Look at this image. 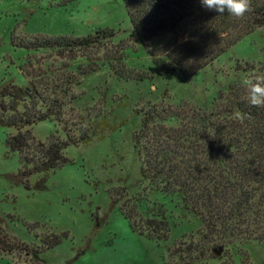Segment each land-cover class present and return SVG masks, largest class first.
<instances>
[{
    "label": "rangeland",
    "instance_id": "obj_1",
    "mask_svg": "<svg viewBox=\"0 0 264 264\" xmlns=\"http://www.w3.org/2000/svg\"><path fill=\"white\" fill-rule=\"evenodd\" d=\"M100 29L111 30L115 36L89 51L69 55L27 52L12 42L17 45L35 36L80 38ZM173 40L171 34L144 40L134 33L122 0H0V86L5 82L23 86L20 66L28 58L35 69L44 71L60 72L68 65H86L87 60L99 65L98 71L74 87L77 99L68 116L75 126L90 128L92 141L66 148L69 162L47 176L45 190H27L10 181L9 176L20 169L17 156L6 147L8 135L15 131L0 127V239L6 235L10 243L42 249L41 238L67 234L59 245L38 255L27 256L8 247L10 243H1L0 264H173L169 249L202 230L199 218L187 212L176 196L149 190L142 180L134 147L142 116L136 112L162 99L173 106L184 102L210 110L219 92L227 93L230 85L245 79L244 73L236 71V62L264 64V26L188 82L158 73L165 59L153 54L161 53ZM121 53V61L111 59ZM118 63L143 75L144 80L116 78L109 65ZM31 132L42 142L51 136L65 137L61 127L50 120L37 123ZM40 178L29 177V186ZM111 193L118 201L115 205ZM127 200L143 219L156 216L162 208L169 227L166 241L155 243L130 229L120 212ZM231 259L234 264L244 259L249 264H264V243L235 245Z\"/></svg>",
    "mask_w": 264,
    "mask_h": 264
},
{
    "label": "trees",
    "instance_id": "obj_2",
    "mask_svg": "<svg viewBox=\"0 0 264 264\" xmlns=\"http://www.w3.org/2000/svg\"><path fill=\"white\" fill-rule=\"evenodd\" d=\"M122 2L132 31L144 40L165 34L174 36L165 51L153 56L165 59L160 76H178L183 82L190 81L244 37L264 26V0H252L251 10L241 19L209 10L201 0ZM114 36L113 31L100 29L80 38L35 36L23 38L17 45L12 42L27 52H54L61 56L89 51ZM111 59L121 61L122 53ZM236 64V71L244 73L245 78L264 75V64ZM34 67L31 58L20 66L23 86L12 82L0 86V127L15 131L8 135L6 147L17 156L20 169L9 176L10 181L27 190L43 191L47 176L69 162L64 154L66 148L92 141L90 128L75 126L74 119L69 120L68 116L77 99L74 87L98 71L99 65L87 60L86 65H68L60 72ZM109 68L118 79L144 80L143 75L119 63L110 64ZM136 113L142 116L140 130L134 135L142 180L149 190L176 196L203 226L196 235L183 238L169 249L173 264H234L231 247L264 243V108L250 105L243 83L230 85L227 93L219 92L210 110L184 102L173 106L162 99ZM47 120L61 127L63 140L58 136L44 142L35 139L32 127ZM32 175L41 178L29 186ZM109 196L115 205V194ZM129 203L131 200L122 205L120 212L130 229L155 243L166 241L169 227L162 208L156 216L143 219L135 205ZM63 238L67 234L43 237L42 249H38L17 241L10 243L4 235L0 245L10 243L8 247L30 256L53 249ZM240 264L249 263L244 259Z\"/></svg>",
    "mask_w": 264,
    "mask_h": 264
},
{
    "label": "clouds",
    "instance_id": "obj_3",
    "mask_svg": "<svg viewBox=\"0 0 264 264\" xmlns=\"http://www.w3.org/2000/svg\"><path fill=\"white\" fill-rule=\"evenodd\" d=\"M202 5L215 12L241 19L251 10L252 0H201ZM248 92V102L253 107L264 108V75L247 77L242 81Z\"/></svg>",
    "mask_w": 264,
    "mask_h": 264
}]
</instances>
